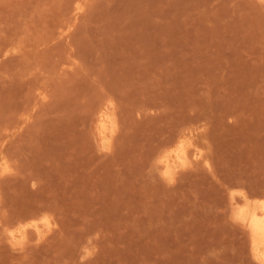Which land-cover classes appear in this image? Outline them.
Masks as SVG:
<instances>
[{"label": "rangeland", "instance_id": "1", "mask_svg": "<svg viewBox=\"0 0 264 264\" xmlns=\"http://www.w3.org/2000/svg\"><path fill=\"white\" fill-rule=\"evenodd\" d=\"M262 201L264 0H0V264H264Z\"/></svg>", "mask_w": 264, "mask_h": 264}, {"label": "bare ground", "instance_id": "2", "mask_svg": "<svg viewBox=\"0 0 264 264\" xmlns=\"http://www.w3.org/2000/svg\"><path fill=\"white\" fill-rule=\"evenodd\" d=\"M101 138L104 142L109 141V137L107 134V125L106 121L103 120V123L101 125L100 130ZM175 158H177L179 161L183 160V156L185 153V149L183 147L175 150ZM172 159L170 156H167L163 158L162 164L165 168L166 174L170 173L171 166H172ZM240 217L245 220L249 225L254 229L255 236L257 237V245L255 247V255L257 259L264 263V201L259 203L256 209L253 210V212L244 210L240 213ZM18 235L17 233L13 232V236L18 239V237L23 238L24 233L22 230H19Z\"/></svg>", "mask_w": 264, "mask_h": 264}]
</instances>
